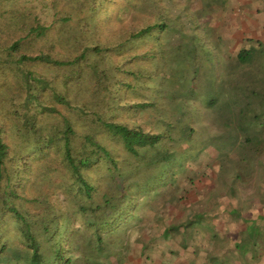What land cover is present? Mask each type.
<instances>
[{"label": "trees", "instance_id": "1", "mask_svg": "<svg viewBox=\"0 0 264 264\" xmlns=\"http://www.w3.org/2000/svg\"><path fill=\"white\" fill-rule=\"evenodd\" d=\"M164 10L156 7L152 23L129 28L120 42L92 47L76 42L72 49L74 55H64L62 59L45 52L44 44L35 49L39 41H45L47 29L39 23L34 27L23 23L21 32L24 35L7 47L0 46V55L3 54V62L8 64V72L14 79L13 87L4 86L3 91L12 94L18 90L23 96L10 99L12 111L0 116V222L5 216L13 219L17 229L10 234L16 233L13 236L21 246L9 245L4 237L7 231L0 230V264H110V258L123 247L120 235L126 238L130 225L133 227L130 231L136 234L127 241L126 248L136 253L140 244L147 245L141 238L143 232L155 242L159 237L154 235L157 230L163 231L162 238L167 239L172 232L174 236H182L186 231H216L214 222L217 218H222L229 226L237 225L240 218L244 220V207L241 202L239 204L241 200L236 194L253 170L249 160L239 161L230 155L253 141H256L252 145L255 149L264 145V131L260 138L246 134L250 130L246 114L249 113L251 97L248 91L251 88L240 83L238 77L230 81L239 83L240 87L225 89L221 85L224 106L217 111L221 134L213 136L211 125L210 137L205 136L207 131H202V114L206 107L201 104L193 107L181 102L182 99L178 102L173 94L164 91L166 99H173L169 107L175 110L164 111V114L148 97L137 94L140 99L137 102L128 97L129 93H139L136 87L142 90L141 75L134 72L129 57L116 60L121 55L119 48L125 42L158 38V34L168 28ZM196 50L197 47L191 52L195 61L198 60ZM202 52L209 60L214 57L209 48ZM179 54L180 59L188 58L181 51ZM252 57L250 49H243L236 55V60L240 66H247ZM25 64L64 69L60 86L70 93H79L78 89H83L85 96L90 95V105L84 99L71 102L59 94L52 80L24 69ZM230 69L225 68V72L231 73V66ZM191 71V75L186 70L183 75L185 72L190 75V82L195 86L200 69L191 67ZM174 77H181L180 72L164 75L161 79ZM247 78L251 79V76ZM224 80L225 77L222 83L227 82ZM199 92L192 86L186 90V96L189 93L194 97ZM239 92L240 96L237 95ZM240 100L241 106H238ZM51 101L62 105L67 114L62 115ZM122 110L134 111L133 116L150 112L152 118H157L155 127L118 121ZM192 113L196 118L200 115L197 123L195 117L190 121ZM178 115L180 121L176 122ZM203 153L217 166L214 178L210 179V184L196 188L195 198L182 205L183 198L172 194L179 184L176 176L188 170L186 161ZM257 163L260 162L254 161V166L258 165L260 170L254 168V173L258 172L257 183L261 185H257V197L251 205L263 208L264 165ZM54 172L68 201H73L75 211H62L51 204L49 195L34 193L33 189L27 191L31 179V188L52 185L50 173ZM103 178H108L110 183L105 180L101 183ZM193 182L192 179L189 181L190 184ZM164 198L163 205L166 206L162 209L160 203L155 210L152 203ZM19 201L36 204L41 210L33 213L21 210L15 204ZM224 202L234 206L227 205L217 212ZM169 204L178 208L177 215L171 216ZM151 210H155L154 214ZM258 218L264 222L262 214ZM77 220L79 229H75ZM177 223H180L179 229L174 226ZM137 227L144 231H136ZM148 227L150 230L146 231ZM245 231H252L253 241L264 245V226L252 221ZM132 235L130 233L127 238ZM244 248L235 249L245 255ZM116 262L121 264L122 259L118 257Z\"/></svg>", "mask_w": 264, "mask_h": 264}, {"label": "rangeland", "instance_id": "2", "mask_svg": "<svg viewBox=\"0 0 264 264\" xmlns=\"http://www.w3.org/2000/svg\"><path fill=\"white\" fill-rule=\"evenodd\" d=\"M94 1L95 0H5L1 2L0 0V46L5 45L7 47L10 43L23 36L24 34L21 32V25L23 23L29 27H34L35 23H39L47 29L45 30V41H39L35 49L44 44L45 52L62 59L64 55H74L72 49L73 44L76 42L82 44L81 46L84 45L89 47L120 42L126 30L129 28H140L148 23H152L154 14L156 13V7H161V9L164 8L165 10L163 13H166V15H164L168 17V20L165 21L168 28L159 33L158 38H145L142 40L125 42L119 48L121 55H119L116 60L120 57H129L128 60H131L130 65L132 69L134 72L140 73L141 75L142 90L140 91L139 88L136 87L139 93L135 92V95L129 93L128 97L130 101H140L137 94H141L144 97H148L150 100L152 99V102H154L163 113L164 111L169 112V110H171L170 112H174L175 110L169 107L170 101L173 99H170V97L166 99L164 94L165 91L166 93L173 94V97H175L178 102L182 99L181 102L185 101L192 106L201 104L206 107L204 108L206 110L202 114V131H207L204 134L210 137L209 126L212 125V135L217 136L221 134L220 115L217 111L224 106L222 104L224 100L221 99V85H223L225 89L229 87H240L239 83L230 81L233 79L237 80L238 77V79L242 81L240 83L251 88V90L248 91L251 97L249 101V113L246 114V124L250 127V130L247 131L246 134L247 136L255 134V136L259 138L262 137L261 131H264L261 130L264 129V0ZM203 43H205V45H202ZM202 46H204V49L209 48L212 50L214 57L209 60L207 56L202 54V50H204ZM196 47L198 60L195 61V59H192L194 54L192 53V55L191 52L193 48ZM243 49H250L253 54L252 61L247 66H240L236 60V55ZM180 51L183 56L188 58H178L181 55L179 54ZM2 55L3 54L0 55V116L5 115L8 111H12L13 106L9 101L10 99L22 96L21 92L18 90L12 94L3 91L5 90L4 86L13 87L14 79L8 72L9 66L3 62L4 58ZM142 55H145V57ZM136 56H138L137 59H135ZM185 60L189 65L186 64ZM23 66L24 69H29L38 76L52 80L53 86L59 94L66 96L71 102H79L84 99V101L90 105V95L85 96L83 89H78L79 93H72V91L70 93V90H65L60 86L61 76L65 73L64 69L56 70L43 64H25ZM190 66L200 69L199 77L195 79L197 80L195 86L190 82L188 77L192 72ZM230 66L232 67V72L226 73L225 68L231 71ZM185 70L188 71L190 75H187L186 72L185 75H183ZM176 72H180L181 77L168 78L165 81L161 79L164 75H170V73ZM223 74L225 75L223 76ZM201 75H203L204 78L201 77ZM248 75L251 76V79L247 78ZM184 76L187 77L184 78ZM222 76L223 79L225 77L227 82L222 83ZM126 79L127 78L124 77V80ZM192 86L198 89V92L199 90L201 92L194 97L189 93L186 96V90ZM71 88H73V86ZM237 95L240 96V92ZM21 98H23V96ZM239 99L241 98L239 97ZM231 100L233 101V99ZM241 101L242 100L238 101V106H241ZM16 102L18 103V100ZM51 102L62 115L67 114L62 105H58L53 101ZM200 109L202 108L200 107ZM133 113L135 112L130 110L124 112L122 110V113H120L118 117V121L130 124L139 122L145 124L147 128H150L153 124V127H155L157 118H152L150 112H141L134 116L132 115ZM194 117L195 114L192 113L189 117L191 119L190 121H192ZM198 117H195V123L198 122L196 121L199 119ZM234 117L235 115L232 116L235 121ZM175 118L176 122L177 120L180 121L179 115ZM172 119L173 117L169 120L171 121ZM185 122H187V120H185ZM195 123H193V125ZM213 125L215 126L213 127ZM195 126L198 127V124ZM253 130H255V132H253ZM246 134L241 133V136L245 137ZM255 142L256 141H253L252 144L241 147L237 153H232L230 155V157H235V159L239 161L249 160V165L253 170V173L251 172L245 182L240 184L241 186L238 187L236 194L239 195L241 200L239 204L241 202L244 207L243 217L248 221L258 216L260 213L264 214V209L262 210L260 205H250V202L254 201L257 197V195H255L257 185H261L260 182L259 184L257 183V178L259 176L257 175L258 172L254 173V168L260 170V167L256 164L254 166V161L258 160L260 163L257 164L264 165V145L257 147V150V148L255 149V147H253ZM211 158H213V156H211ZM207 164L210 165L207 166ZM213 164L214 160L207 157L205 153L199 155L194 160L186 161L185 166L188 170L182 173L179 172L178 176H176L179 184L172 192L175 197L183 198L184 201H182V205L195 198L197 194H195L194 190L196 188L199 189L205 184H210L209 181L214 178V171H216L217 168V166ZM205 165L207 166L206 170L204 169ZM199 169H202V172H199ZM261 171H263L262 168ZM50 179L52 180V185L44 187L34 186V188L30 187L33 181L31 179L27 184V191L33 189L34 193L49 195L51 204L56 208L60 207L62 211H68L69 213L75 211V206L72 203L73 201L70 203L64 191L60 188V179L57 178V173H50ZM191 179L194 181L192 184L189 183ZM104 180L110 183L108 178H103L101 183H103ZM117 188L120 190L121 187L117 186ZM166 198L152 203L153 205L155 204V210H157L160 203L162 209L166 206V204L163 205ZM15 204L21 210L28 211L29 213L41 210L36 204L32 203L19 201ZM227 205L234 206L232 203L224 202L221 207H227ZM177 209L176 206L173 208L169 204L171 216L177 215ZM154 211L152 212L151 210L152 214H154ZM258 221L263 225L260 220ZM78 222L77 220L75 229H79L80 227ZM179 224L180 223L174 225L176 229H179ZM215 224L218 231H240L245 227L244 222L228 226L224 223L222 218H217ZM16 229L17 225L14 224L13 219L8 216H5L4 220L0 222V230L7 231L4 237L7 238L9 245L12 244L16 247H21L13 236V234L16 235V233L13 232L12 235L10 234L11 231H15ZM131 229H133V227L130 225L129 231H126V238H124L122 234L120 235V238L124 241L123 247L121 250L117 249L114 253L115 257L110 258V264H116V259L118 257L122 259L121 264L124 262L126 264L127 260L129 264H134L131 259H135L137 256L126 248V245H128L127 241L132 239L136 234L130 231ZM149 230L150 227L146 229V231ZM136 231L144 230L137 227ZM159 231L160 230H157L154 235L158 236ZM130 233L133 235L131 238H127L130 236ZM143 235L146 237L144 232ZM243 240L246 241L242 242V246H247V243L250 244L253 242L252 231L249 232L248 236L243 238ZM257 245L261 247L258 242ZM239 246L240 245L237 247L239 248ZM255 252L256 251L251 252V256H258L263 259V251L260 253ZM255 261H257V258H255ZM260 263L263 264L262 260Z\"/></svg>", "mask_w": 264, "mask_h": 264}, {"label": "crops", "instance_id": "3", "mask_svg": "<svg viewBox=\"0 0 264 264\" xmlns=\"http://www.w3.org/2000/svg\"><path fill=\"white\" fill-rule=\"evenodd\" d=\"M251 205V202H250ZM224 210L221 207L217 212ZM264 208H262L263 210ZM244 208L242 210V219ZM261 215V213L259 214ZM258 216L250 221L241 218L238 220L244 223L245 227L240 231H186L182 236H174L173 232L167 239L162 238L163 231H160L159 237L155 242L150 241L142 235V241L147 245L140 244V250H137L136 258L131 259L134 264H264L263 259L252 258L251 252L256 251L264 253V245L258 247L256 242L247 243L244 250L245 255H240L235 248L242 247L243 238L248 236L251 231H245L246 225L252 221L260 224ZM264 217V214H262ZM261 221V220H260ZM264 226V222L261 221ZM215 224V222H214ZM216 225V224H215ZM261 225V224H260ZM229 226V225H228ZM231 226V225H230ZM234 230V228H233ZM256 249V250H255ZM142 251L141 254H139ZM134 256V255H133ZM128 261V260H127ZM126 264H129V261Z\"/></svg>", "mask_w": 264, "mask_h": 264}]
</instances>
